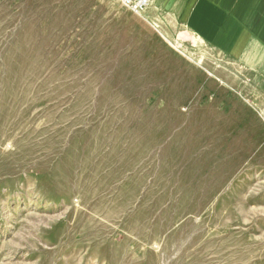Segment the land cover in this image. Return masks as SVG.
Returning <instances> with one entry per match:
<instances>
[{"label":"rangeland","instance_id":"1","mask_svg":"<svg viewBox=\"0 0 264 264\" xmlns=\"http://www.w3.org/2000/svg\"><path fill=\"white\" fill-rule=\"evenodd\" d=\"M0 264H264V99L154 3L0 0Z\"/></svg>","mask_w":264,"mask_h":264},{"label":"crops","instance_id":"2","mask_svg":"<svg viewBox=\"0 0 264 264\" xmlns=\"http://www.w3.org/2000/svg\"><path fill=\"white\" fill-rule=\"evenodd\" d=\"M152 3L169 20L225 55L243 76L244 84L264 99V0Z\"/></svg>","mask_w":264,"mask_h":264},{"label":"built area","instance_id":"3","mask_svg":"<svg viewBox=\"0 0 264 264\" xmlns=\"http://www.w3.org/2000/svg\"><path fill=\"white\" fill-rule=\"evenodd\" d=\"M122 5L129 9L131 12L140 15L153 0H120Z\"/></svg>","mask_w":264,"mask_h":264}]
</instances>
